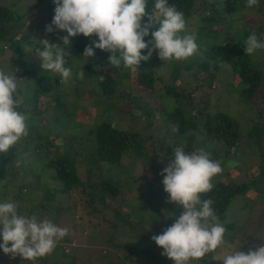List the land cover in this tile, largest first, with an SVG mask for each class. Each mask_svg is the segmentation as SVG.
Instances as JSON below:
<instances>
[{
	"label": "trees",
	"instance_id": "1",
	"mask_svg": "<svg viewBox=\"0 0 264 264\" xmlns=\"http://www.w3.org/2000/svg\"><path fill=\"white\" fill-rule=\"evenodd\" d=\"M1 1L0 59L5 65L3 67L10 66L11 71H13L14 67H18V74H15L17 81L25 82L24 91H20L17 82V91L14 93L13 98L17 105L16 110L26 116L27 135L11 146L6 153H0V186H7V183H5V181L7 182V178L17 175L13 167L16 160H19L18 165L21 167L22 172L30 167L33 159H44L45 161L40 167L41 171L44 172V168L49 173L51 171L52 177L49 176L58 182L56 193L61 192L64 194V191H66L68 196L73 194L74 200L80 204L81 209H85V212H83L85 215L86 213H93L94 207L99 206L102 209H109L114 216L132 230H144V224H146L147 227L154 229V235L160 234L164 228L173 223L174 217H170L168 214L174 213L176 215L177 212H174L175 210L172 208L169 207L167 210L169 213H157L159 214L157 216V214H154V211L161 210L158 207L154 209L156 204L152 205L148 208L150 210L148 212L150 217L143 220L140 217L137 219V215L132 212L121 213V206L119 207V205L110 206L106 204L107 199H111L110 197H114L120 193L119 188L113 182V176L111 177L108 174L109 169L115 168V171L119 169L120 164L118 160L120 156L135 144V149H138L137 151H140V149L146 151L147 147L143 146L146 140L140 137L134 128H122L117 123H113L112 117H103L101 112L98 115H101L102 118L100 116L101 119L99 118V121L91 126L88 124L84 130H81L80 125L75 122V110L79 106L78 90H86L101 105L102 103L100 102L102 100L106 103L108 96L115 93V85L120 84L122 78L129 77L130 71L134 73L138 87L134 93H130V99L132 100L131 108H127L123 115L126 118L130 117V119L135 117L133 115L134 106L141 107V104L145 105L146 102L149 103V100L147 101L148 95H146V98L140 96L134 102V94L136 92L146 93V91H153L155 76L151 73L152 65L154 66V62L161 60L158 57L157 50L153 51L149 60L141 61L138 68L123 66L113 68L108 63L109 53L100 49L95 50L94 57H87V64L85 66L79 67L77 65L74 67L73 60L75 56L82 58L85 46L89 45L91 40L97 39L94 35L92 37L77 35L70 38L71 47L67 49L69 56L65 57L68 63L66 66L71 68L72 76L67 81H64L58 74L43 70L41 68V61L36 56L39 39L47 38L52 43L61 44V37L67 35L66 32L60 30H55L52 33H46L45 31V26L51 23L54 16L55 6L52 0H9V5H5ZM17 3H20L19 9L14 6ZM41 3L45 7L44 19L31 16V9L42 7L38 6ZM154 3L155 0H147L146 10L148 12H153ZM168 4L170 6L174 5L178 11H181L184 14L185 21H188L192 17L194 18V15L199 16L198 18L202 26L198 28L195 35V42L198 48L190 56L194 65L206 70L211 65L210 61H213L210 68L214 70L216 64H218L217 62L222 61L226 63L233 73L236 74V79L242 84L240 90L243 97L245 99L251 98L261 88V101H264V71L262 69L264 65V49L256 51L255 59L251 58V55L244 53V41L249 35L254 33L258 39L264 41V34L260 33L261 27L264 26V19L261 18L264 17V0H259L258 5H256L261 24L260 22L258 24L256 22L255 25H250V23L238 25L242 19L238 12H241L239 10L247 4V0H168ZM205 6H207L208 10L202 15L201 9ZM225 12H227L228 18L225 17ZM233 13H236L238 17H233ZM25 17L29 19V22L26 27H23ZM144 20L146 21V17ZM223 20L227 21L228 24L225 29L219 31L221 33L219 43L202 45L201 43H203L206 35L210 32L211 26L209 25L211 23L218 25ZM237 25L239 27L235 29ZM157 27L155 26L150 29L149 36L144 38L145 42L151 40V31H155ZM231 28L232 30H230ZM238 33V37L234 38V34ZM6 50L11 52L8 59L3 57V53ZM142 54L146 55L147 49L142 50ZM183 66L186 70L192 67L186 64V62L183 63ZM96 67L104 69L98 70ZM82 69L85 75L83 79H80L76 74ZM63 84L66 85V88L73 91L72 97L69 100L66 97V93L62 91ZM132 88L130 87L131 90ZM164 88L165 95L172 97L176 102L175 105H172L171 108H165L162 103L157 101L155 104L153 100L154 104L146 108V114L153 116L159 112L165 120L178 122V132H189V134L183 143L155 144L154 140L150 141L148 150V154H151L149 156L150 159L149 161L141 160L143 163L141 171L143 168V172L139 176L143 180L146 191L155 179V175L151 171V175L146 176L144 169H154L155 171L161 169L172 158L173 149L179 144L185 145L186 152L194 151V144L191 142L190 136H200L202 140L207 139L212 142L223 143L225 146L224 159H226L228 154L234 155L237 152L236 145L239 133L236 123L231 118L223 113H214L202 117L199 111H197V116H191L190 112L193 107L191 99H188L183 93L176 91L173 85L165 86ZM123 92L124 90H120L121 95L124 97L128 95L126 93L123 94ZM86 106L87 104L85 103V108ZM185 108L189 110L188 119L183 116ZM70 122H73V126L68 130H74V133L71 132L74 135L78 131L76 135L78 136L77 139L79 138V147L75 150L68 141L66 143L67 147H64L62 150L61 147H57V143L59 141L61 145H65V143L59 138V131L58 133L56 131L57 128L69 125ZM259 127L261 130L257 134L255 133L256 135H253L251 131L248 133L249 137H254L257 146L264 145V138H260L263 127ZM259 127L255 130H258ZM41 129H45V132L41 133ZM47 129L50 131L54 130V132L49 133ZM83 134H87L88 136L82 138ZM263 145L259 149L263 148ZM135 149L132 152L136 156L137 151ZM23 154L27 158L23 157ZM76 155L89 159L84 170V181H81L73 163V158ZM156 157L162 160L161 164L163 165H160V167L159 163L155 161ZM211 158L214 159L212 156ZM263 159L258 163L256 169V176L258 178H264ZM31 172L21 174V177L23 178ZM250 183L253 184L252 181ZM212 184V190L202 193L201 198H210L214 201L212 207L219 218L223 215L229 200L237 194H242L248 188V183L235 182L232 179L228 181L218 179L213 181ZM17 194L14 193L13 197L16 198ZM1 195L3 194L1 193ZM4 197L3 200L8 199ZM146 203L151 204L152 202L147 199ZM144 212L147 213V211ZM134 216L135 219L133 218ZM157 219H165L166 222H158ZM112 224L115 226L116 223ZM151 246H157L153 240L144 250L137 251L136 249L133 252L136 255L146 252L148 256L152 250ZM159 248L158 246L155 249ZM129 251L131 250L128 249L127 253ZM209 254H206L205 257L209 256ZM2 255L4 253L0 251V264L5 263L4 259L1 260ZM6 256L8 257V255ZM52 257L53 259H50V264H58V261L55 260L57 257ZM159 264H161V259L159 260Z\"/></svg>",
	"mask_w": 264,
	"mask_h": 264
},
{
	"label": "rangeland",
	"instance_id": "2",
	"mask_svg": "<svg viewBox=\"0 0 264 264\" xmlns=\"http://www.w3.org/2000/svg\"><path fill=\"white\" fill-rule=\"evenodd\" d=\"M1 3L9 5L10 1L2 0ZM19 4L17 3L14 6L19 9ZM38 6L42 7L31 9V16L44 19L45 7L43 3ZM206 7L201 9L202 15L207 12L208 9ZM239 11L241 12H238V14L242 19L238 25L245 23L255 25L256 22L261 24V20L258 17L259 11L256 6L249 8L245 4ZM194 16V18L192 17L186 21V28L181 33L182 35H196V31L202 26L199 16ZM232 16L238 17L236 13H233ZM225 17H227V12H225ZM261 18L264 19V17ZM28 22L29 19L25 17L23 27H26ZM227 24L228 22L225 20L218 25L211 23L209 25L211 26L210 32L201 44L219 43L221 40L219 31L225 29ZM238 25L235 29L239 27ZM260 33L264 34V26L261 27ZM238 35L239 33L234 34L233 37L237 38ZM255 54L256 52L251 55V58L255 59ZM10 55L11 52L8 50L3 53L5 59H8ZM87 59L84 56L82 58L75 56L73 60L74 67L77 65L79 67L85 66ZM185 62L193 68L186 70L183 66ZM217 63L216 68L213 70V68H210L213 61H210L211 65L204 70L195 66L191 57L181 61L160 60L154 62L155 65H152L151 69V73L155 76L153 91H146V93L136 92L133 100L135 102L138 97L144 96L146 98V95H148L147 101L149 100V103L141 104V107L132 105L134 106L133 115L135 117L131 119L130 117L126 118L123 114L127 108H131L130 93H134L138 87L132 71H130L128 78H122L121 83L115 85V93L108 96L106 103L102 100L100 102L102 103L101 105L86 90L77 91L79 94V106L75 110V122L80 125L81 130H84L88 124L91 126L99 121L101 115L98 114L101 112L103 117H112L113 123H117L122 128H134L138 135L146 140L143 143V146L147 147L146 151L143 149L137 151L135 144L120 156L118 160L120 168L116 169V171L115 168H110L108 171V174L111 177L113 176V182L119 188L120 193L110 197L111 199H107L106 204L110 206L119 205V207L121 206V213L132 212L137 215V219L139 217L143 220L148 219L150 217L148 208L155 204L154 209L158 207L161 211H154V214L166 213L170 207L175 210L174 212H177L175 217H178L183 211L176 204L167 202L168 194L163 190V176L160 175L167 164L157 171L144 169L146 176L151 175V171L155 175V179L147 191L143 180L139 178L143 172V168L141 171L142 161H149L150 159L149 156L151 154H148V150L151 140H154L155 144L183 143L189 134V132H178V122L165 120L159 112L153 116L146 114V108L151 107L154 101L155 104L159 101L165 108H171L172 105H175V100L165 95V86L173 85L176 91L191 99L193 106L190 112L191 116H197V111L202 117L214 113H223L236 123L239 133L236 145L237 152L234 155L228 154L226 159L223 158L225 151L223 143L221 145L219 142H212L207 139L202 140L200 136H190L195 149L204 148L211 153L215 160L221 162L222 172L214 176L211 182L218 179L223 181L232 179L235 182L248 183V188L242 194H237L229 200L223 215L219 218L226 228L225 242L214 252H211L209 256L199 260H192L189 264H222V261L212 258L216 257L219 259L239 249L245 252L249 249L255 250V248L264 244V178L256 176L258 163L264 158V145L261 144L260 146L263 145V148L259 149L260 146H257L254 137H249L248 135L249 131L256 135L261 130L259 126H262L260 138H264V101H261L262 91L259 88L251 98L245 99L240 90L242 84L236 79V74L233 73L226 63L222 61ZM3 65L4 63L0 59V69L8 73L18 74V67H14L13 71H11L10 66L5 68ZM176 67L177 69H175ZM96 69L104 68L96 67ZM262 69L264 71V65ZM18 85L20 91H24L25 82L19 81ZM63 85L62 91L66 93V97L69 100L73 91L66 88L65 84ZM130 87H133L132 90ZM120 90H124L123 94L126 93L128 95L124 97L121 95ZM84 102L87 104L86 108ZM188 111L186 108L183 110V116L186 119L189 118ZM72 126L73 122H70L69 125L57 128L56 132L58 133L59 131V138L65 143V145H61L60 141V143H57V147H61L62 150L67 147L66 143L68 141L75 150L79 147V138L77 139L78 136L76 135L78 131L74 135L72 134L75 132L74 130H68ZM257 127H259L258 130H255ZM47 131L49 133L54 132V130L50 131L49 129ZM40 132H45V129H41ZM85 136L87 137L88 135L83 134L82 138ZM71 138L74 139L71 140ZM132 148L137 151L136 156L133 154ZM23 157L27 158L25 154H23ZM44 161V159H33L30 167L21 172V167L18 165L19 160H16L13 167L17 175L7 178V182L5 181L7 186H0V194H3L0 196V201L5 196L18 203L19 214L35 215L41 220L48 217L59 227L67 228L68 234L58 241L55 249L50 254L44 257L29 261L22 259L19 255L15 258H10V255L7 257L4 254L1 256V260L4 259V264H50V259H53L52 256L57 257L55 260L58 261V264H159L160 259L161 264H174L172 260L161 255L163 249H155L158 246H151L152 250L148 256L146 252L140 255H136L133 252L136 249L137 251L144 250L152 241L151 237L154 236V229L147 227L146 224H144V230H132L114 216L109 209H102L99 206L94 207L93 213H86L85 215L83 213L85 209H81L80 204L74 200L72 193L71 196H68L66 191H64V194L61 192L56 193L58 182L51 178V171L49 173L46 168H44L45 173L41 171L40 167ZM88 161V158H81V156L77 155L73 158L76 172L80 176L81 181H84V170ZM155 161L159 163V167L163 165L161 164L162 160L159 158L156 157ZM30 171L32 172L23 178L21 177V174H27ZM19 184H22V186ZM14 193H18L16 198L13 197ZM147 199L152 203H146ZM144 211H147L148 215ZM82 213L83 215H81ZM133 218L135 219V216ZM157 220L158 222H166L165 219ZM114 222L116 223L115 226L112 224ZM128 249L131 251L127 253Z\"/></svg>",
	"mask_w": 264,
	"mask_h": 264
},
{
	"label": "clouds",
	"instance_id": "3",
	"mask_svg": "<svg viewBox=\"0 0 264 264\" xmlns=\"http://www.w3.org/2000/svg\"><path fill=\"white\" fill-rule=\"evenodd\" d=\"M259 0H247L246 6L258 5ZM54 16L45 26L46 33L64 31L61 44L46 38L39 39L36 56L43 70L58 74L64 81L72 76L65 57L69 56L70 38L77 35L92 37L83 51L84 57L92 58L95 50L109 53L111 67H136L147 61L157 50L163 61H181L197 51L194 34H184V14L168 0H155L152 13L146 10L147 0H52ZM146 17V21L144 18ZM151 40L145 42L149 36ZM42 49V50H41ZM147 49V54L142 50ZM264 49V41L253 33L244 41V53L252 55ZM84 78V70L77 74ZM17 91V77L0 69V153H6L22 137L27 135L26 116L16 110L13 98ZM222 172L221 162L211 158L204 148L185 151L179 144L173 149L160 175L167 202L176 204L183 211L174 222L151 239L163 249L162 256L174 264H189L206 254L214 252L224 241L226 228L212 207V199H202L201 194L212 190V178ZM163 211V210H162ZM68 234L67 228L59 227L52 219L42 220L35 215L19 214L18 203L5 199L0 201V251L10 258L19 255L25 260H35L50 254L58 241ZM222 264H264V244L249 249H239L217 259Z\"/></svg>",
	"mask_w": 264,
	"mask_h": 264
}]
</instances>
